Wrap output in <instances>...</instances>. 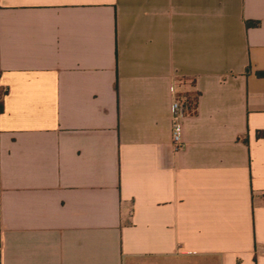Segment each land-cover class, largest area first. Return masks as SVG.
I'll list each match as a JSON object with an SVG mask.
<instances>
[{
    "label": "crops",
    "instance_id": "obj_1",
    "mask_svg": "<svg viewBox=\"0 0 264 264\" xmlns=\"http://www.w3.org/2000/svg\"><path fill=\"white\" fill-rule=\"evenodd\" d=\"M259 132L264 0H0V264H264Z\"/></svg>",
    "mask_w": 264,
    "mask_h": 264
},
{
    "label": "built area",
    "instance_id": "obj_2",
    "mask_svg": "<svg viewBox=\"0 0 264 264\" xmlns=\"http://www.w3.org/2000/svg\"><path fill=\"white\" fill-rule=\"evenodd\" d=\"M174 90V87H173ZM186 117L185 105L176 98L171 105V135L172 146L175 151H180L184 147L182 139L183 120Z\"/></svg>",
    "mask_w": 264,
    "mask_h": 264
},
{
    "label": "trees",
    "instance_id": "obj_3",
    "mask_svg": "<svg viewBox=\"0 0 264 264\" xmlns=\"http://www.w3.org/2000/svg\"><path fill=\"white\" fill-rule=\"evenodd\" d=\"M249 25H253V23H249ZM264 135V132L262 133V132H259L258 133V136L260 137V136H263Z\"/></svg>",
    "mask_w": 264,
    "mask_h": 264
}]
</instances>
